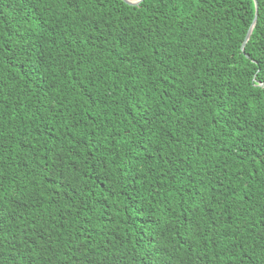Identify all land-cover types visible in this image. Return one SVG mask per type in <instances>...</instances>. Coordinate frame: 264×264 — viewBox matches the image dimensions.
<instances>
[{
	"label": "trees",
	"instance_id": "16d2710c",
	"mask_svg": "<svg viewBox=\"0 0 264 264\" xmlns=\"http://www.w3.org/2000/svg\"><path fill=\"white\" fill-rule=\"evenodd\" d=\"M256 2L0 0V264H264Z\"/></svg>",
	"mask_w": 264,
	"mask_h": 264
},
{
	"label": "water",
	"instance_id": "95a60500",
	"mask_svg": "<svg viewBox=\"0 0 264 264\" xmlns=\"http://www.w3.org/2000/svg\"><path fill=\"white\" fill-rule=\"evenodd\" d=\"M123 1H124L126 4H128V5H137V4H138L140 1H142V0H123ZM253 1H254V3H255V9H257V2H256V0H253ZM255 20H256V11H255V15H254V18H253L252 24H251L249 30L247 31V33H246V35H245V37H244V40H243V42H242V44H241V46H240V49H241V50H243V46H244L245 42H246L247 39H248V36H249V34H250L251 28H252V26H253Z\"/></svg>",
	"mask_w": 264,
	"mask_h": 264
},
{
	"label": "snow or ice",
	"instance_id": "6c2138e0",
	"mask_svg": "<svg viewBox=\"0 0 264 264\" xmlns=\"http://www.w3.org/2000/svg\"><path fill=\"white\" fill-rule=\"evenodd\" d=\"M3 216V209H0V217Z\"/></svg>",
	"mask_w": 264,
	"mask_h": 264
}]
</instances>
